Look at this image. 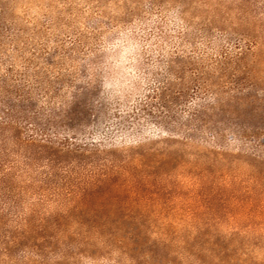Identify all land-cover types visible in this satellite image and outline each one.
I'll return each instance as SVG.
<instances>
[{
	"label": "rangeland",
	"instance_id": "rangeland-1",
	"mask_svg": "<svg viewBox=\"0 0 264 264\" xmlns=\"http://www.w3.org/2000/svg\"><path fill=\"white\" fill-rule=\"evenodd\" d=\"M199 70L213 119L234 116L222 143L162 127L163 101L194 107ZM26 96L37 126L62 113L51 142L34 123L0 130L16 167L0 264H264V165L234 132L264 128V0H0V99ZM122 117L132 134L108 133ZM82 118L93 130L72 134Z\"/></svg>",
	"mask_w": 264,
	"mask_h": 264
},
{
	"label": "trees",
	"instance_id": "trees-1",
	"mask_svg": "<svg viewBox=\"0 0 264 264\" xmlns=\"http://www.w3.org/2000/svg\"><path fill=\"white\" fill-rule=\"evenodd\" d=\"M200 73H198L197 76L193 77L191 79V82L195 84L196 91L194 93V100H197L193 102L194 107L187 112L180 113L177 110L173 109L170 105V103L179 102V98L174 95L172 96V101L167 102L163 101L162 104L159 106V110L162 113L161 116L164 119V123L162 127L165 129L164 132H167L170 130L169 134L174 136H179L183 139H196L198 134H205L207 131L210 130L213 131L212 136L216 138V142H223L225 139V133L227 132V128H231L233 126V115H230L226 119V127H220L218 123H221V120L219 119H213V116H217L218 113L214 111V107L216 103L220 100L218 97V93L216 89L213 90L211 87L212 84H217L214 81H211V76H209L208 73H205V71L199 70ZM241 88L238 84L234 83L232 87V91L234 94L229 95L227 97L228 100L233 101H239L240 96H238L239 93H241ZM183 95H185L186 91H182ZM210 92V93H209ZM228 93V92H227ZM20 96V95H19ZM21 97V96H20ZM19 97V98H20ZM27 102V103H24ZM68 108L65 109V116L63 115V119H72V114L76 113L73 106L67 105ZM212 110L209 114L206 113V111ZM62 111H53L52 112V118L45 123L44 125H38L36 122H31L32 118H36L37 114H40V111L33 105L31 102V97L26 96L18 99V102H13L9 98H2L0 99V130L5 129L6 127H11L12 124H18V123H30L34 125L35 133L37 134L39 132L40 136H43L46 141L51 142L53 138V134L55 132H48V130H57L59 121L58 117L60 116V113ZM42 114V113H41ZM109 117L107 113H103V116L96 120V123L94 124L95 129H98L99 127L103 126V120H106ZM102 119V121H101ZM82 123L79 127H77L78 131H73L72 134H76L77 132L83 133L85 135L86 132L89 131V129H92V127H89L86 123H84V119H80ZM114 128L107 131L108 133H113L119 131L122 133V136L130 135L132 128H129L126 124V121L124 117H122L121 121L114 122ZM167 128V129H166ZM170 128V129H168ZM235 134H238L241 143L245 148H249L246 150H250L251 153L260 161V163H263L264 165V128H258L256 130H251L248 128H240V130L234 131ZM215 133V134H214ZM112 136H109V141L112 140ZM201 138V137H200ZM64 141H62L63 146H66L65 148H68L71 146L73 149L72 152L79 153L80 156L83 157V154L85 151H87L88 146H94L96 149V145L91 143H79L75 140L74 136H66L63 138ZM73 140V141H71ZM71 141V142H70ZM114 141V140H112ZM111 141V143H112ZM252 141V143H250ZM250 143V145L248 144ZM220 143V144H221ZM51 148V146L47 144H40V148L46 150V148ZM93 148V147H92ZM139 154L140 152L137 151ZM142 154V153H140ZM80 157V159H82ZM53 158H48L47 161L50 162L49 167H54ZM16 174V167L14 165L13 160H7L0 157V184L5 186V181L9 178V176H15ZM264 177V174H262ZM253 179L257 182L259 179L258 177H253Z\"/></svg>",
	"mask_w": 264,
	"mask_h": 264
}]
</instances>
